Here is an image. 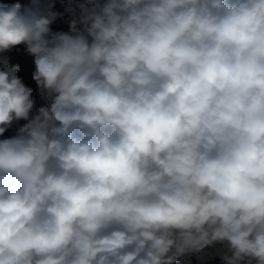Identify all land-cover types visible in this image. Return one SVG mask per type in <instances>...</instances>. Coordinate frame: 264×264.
<instances>
[{"label":"clouds","instance_id":"9594fccd","mask_svg":"<svg viewBox=\"0 0 264 264\" xmlns=\"http://www.w3.org/2000/svg\"><path fill=\"white\" fill-rule=\"evenodd\" d=\"M77 7L0 0V264H264V0Z\"/></svg>","mask_w":264,"mask_h":264},{"label":"trees","instance_id":"16d2710c","mask_svg":"<svg viewBox=\"0 0 264 264\" xmlns=\"http://www.w3.org/2000/svg\"><path fill=\"white\" fill-rule=\"evenodd\" d=\"M8 2H13V0H8ZM26 2V0H23ZM52 6V10L60 13V16L53 23V31H69V23L71 21L72 13L68 11L69 8H75L77 16L79 15V9L77 7L78 0H48ZM3 61L9 65L13 63H20L23 70L18 73L24 82L33 88V99L35 100V108L38 109L40 106L47 104V100L39 94L36 89L35 82L31 80V73L34 71V65L32 63V58L27 55L26 50L23 46H19L14 49L11 53L4 54Z\"/></svg>","mask_w":264,"mask_h":264},{"label":"rangeland","instance_id":"374dc122","mask_svg":"<svg viewBox=\"0 0 264 264\" xmlns=\"http://www.w3.org/2000/svg\"><path fill=\"white\" fill-rule=\"evenodd\" d=\"M24 121H20L17 124L13 125V128L10 129L6 135L15 134L16 129L22 125ZM220 246H213L206 248L201 253H194L183 258V264H223V261L218 254Z\"/></svg>","mask_w":264,"mask_h":264}]
</instances>
